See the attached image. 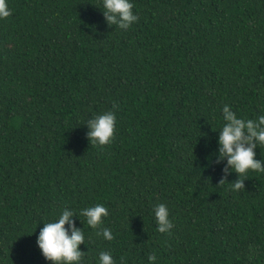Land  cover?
<instances>
[{
  "label": "trees",
  "instance_id": "trees-1",
  "mask_svg": "<svg viewBox=\"0 0 264 264\" xmlns=\"http://www.w3.org/2000/svg\"><path fill=\"white\" fill-rule=\"evenodd\" d=\"M109 25L102 0H8L0 19V264H51L36 240L65 208L83 264H264V173L224 172L225 105L264 114V0H132ZM115 106V107H114ZM112 111L114 139L87 121ZM256 159L264 161V146ZM226 180L220 183L225 177ZM103 204L91 228L82 209ZM170 210L159 233L154 206ZM67 228L68 225H65ZM109 228L114 239L97 232Z\"/></svg>",
  "mask_w": 264,
  "mask_h": 264
},
{
  "label": "clouds",
  "instance_id": "clouds-1",
  "mask_svg": "<svg viewBox=\"0 0 264 264\" xmlns=\"http://www.w3.org/2000/svg\"><path fill=\"white\" fill-rule=\"evenodd\" d=\"M134 5L132 0H102V8L109 25H116L120 29H129L138 16L133 13ZM12 11L8 0H0V19L9 17ZM115 107V106H114ZM223 125L219 135V155L221 159L227 160L224 169L225 174L234 172L237 179L229 182L232 190L245 188L244 181L249 172L264 173V161L256 159L257 146H264V114L256 118L245 119L238 117L228 105L222 110ZM116 114L112 111L96 115L87 121L90 131L88 137L90 143L103 146L109 144L114 139L116 125ZM226 175L220 183L227 181ZM156 218L157 231L159 233H170L173 228L170 219V210L163 204H157L153 209ZM108 209L97 203L94 206L86 207L79 213L86 219V223L91 228L102 225L103 218L108 216ZM77 215L70 208H65L59 217L52 222H45L37 236V246L41 250L43 257L51 261V264H83V252L80 245L85 242L82 229L77 228L73 223V216ZM65 225H68L66 228ZM105 240L114 239L113 232L109 228H104L102 232H97ZM149 264H155L157 255L155 253L148 256ZM98 264H116L112 254L108 251L99 253Z\"/></svg>",
  "mask_w": 264,
  "mask_h": 264
}]
</instances>
